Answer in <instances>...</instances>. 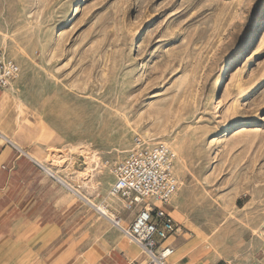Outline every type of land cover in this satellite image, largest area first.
Instances as JSON below:
<instances>
[{
    "label": "rangeland",
    "instance_id": "obj_1",
    "mask_svg": "<svg viewBox=\"0 0 264 264\" xmlns=\"http://www.w3.org/2000/svg\"><path fill=\"white\" fill-rule=\"evenodd\" d=\"M0 47L78 201L113 212L111 167L136 136L164 142L174 236L264 264V0H0Z\"/></svg>",
    "mask_w": 264,
    "mask_h": 264
},
{
    "label": "crops",
    "instance_id": "obj_2",
    "mask_svg": "<svg viewBox=\"0 0 264 264\" xmlns=\"http://www.w3.org/2000/svg\"><path fill=\"white\" fill-rule=\"evenodd\" d=\"M50 140L13 87L0 90V264L142 263L139 247L45 171ZM166 243L174 248L167 264H229L209 261L174 234Z\"/></svg>",
    "mask_w": 264,
    "mask_h": 264
},
{
    "label": "built area",
    "instance_id": "obj_3",
    "mask_svg": "<svg viewBox=\"0 0 264 264\" xmlns=\"http://www.w3.org/2000/svg\"><path fill=\"white\" fill-rule=\"evenodd\" d=\"M19 72L17 62L0 47V90L9 87ZM176 158L168 144L136 136L132 146L110 169L113 181L108 195L119 204V211L115 208L110 212L108 203L94 206L99 216L108 219L129 243L144 253V261L136 264H167L174 253L173 246L166 240L176 231V224L164 205L178 190ZM45 171L72 190L59 175L46 168Z\"/></svg>",
    "mask_w": 264,
    "mask_h": 264
},
{
    "label": "bare ground",
    "instance_id": "obj_4",
    "mask_svg": "<svg viewBox=\"0 0 264 264\" xmlns=\"http://www.w3.org/2000/svg\"><path fill=\"white\" fill-rule=\"evenodd\" d=\"M102 101V103L104 104V101L105 100H101ZM102 105V104H101ZM236 125H238V122H232L231 124H230V126H228L226 129H225V131L226 130H230V128H232V127H234V126H236ZM229 132V131H228ZM75 193V192H74ZM81 198L82 199H84V201H86L87 203H89V204H91V205H93V206H95L94 205V203H92L90 200H88V198H85V197H83V196H81ZM94 208V207H93Z\"/></svg>",
    "mask_w": 264,
    "mask_h": 264
}]
</instances>
